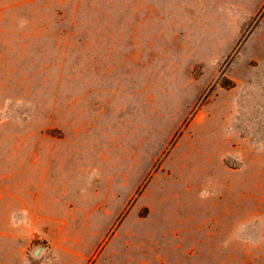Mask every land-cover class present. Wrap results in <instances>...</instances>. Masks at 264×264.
Returning <instances> with one entry per match:
<instances>
[{
	"label": "rangeland",
	"instance_id": "rangeland-1",
	"mask_svg": "<svg viewBox=\"0 0 264 264\" xmlns=\"http://www.w3.org/2000/svg\"><path fill=\"white\" fill-rule=\"evenodd\" d=\"M0 264H264V0H0Z\"/></svg>",
	"mask_w": 264,
	"mask_h": 264
},
{
	"label": "water",
	"instance_id": "water-1",
	"mask_svg": "<svg viewBox=\"0 0 264 264\" xmlns=\"http://www.w3.org/2000/svg\"><path fill=\"white\" fill-rule=\"evenodd\" d=\"M37 252H38V250H36V251L34 252V255H36V254H37Z\"/></svg>",
	"mask_w": 264,
	"mask_h": 264
}]
</instances>
